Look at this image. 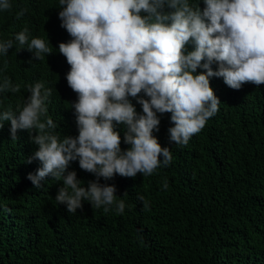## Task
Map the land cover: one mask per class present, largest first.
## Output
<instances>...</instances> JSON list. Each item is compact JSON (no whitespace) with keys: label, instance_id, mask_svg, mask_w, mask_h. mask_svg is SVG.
I'll list each match as a JSON object with an SVG mask.
<instances>
[{"label":"trees","instance_id":"1","mask_svg":"<svg viewBox=\"0 0 264 264\" xmlns=\"http://www.w3.org/2000/svg\"><path fill=\"white\" fill-rule=\"evenodd\" d=\"M10 3L11 10L0 11V40L27 28L29 41L43 38L53 52L37 60L27 48L17 51V43L0 55V81L8 77L21 89L0 94L2 110L23 105L30 95L27 86L43 82L52 89L48 115L57 124L56 134L71 136L78 97L67 84L70 65L59 52V43L72 39L61 26L59 0ZM190 3L204 7L203 0ZM21 10L24 15L17 19ZM194 47L190 42L185 52ZM209 80L221 101L219 111L187 145L169 142L171 114H157L159 130L153 135L173 155L167 167L150 176L99 178L116 186L117 199L126 205L122 214L114 205L105 212L87 201L82 210L67 212L55 200L62 181L46 177L36 188L27 178L41 166L36 159L28 162L38 149L31 139L36 131L17 130L12 140L0 130V264H264V84L234 90L222 77ZM128 99L142 114L137 100ZM116 130L128 149L126 127L116 125ZM68 170L84 187L97 179L78 160Z\"/></svg>","mask_w":264,"mask_h":264},{"label":"clouds","instance_id":"2","mask_svg":"<svg viewBox=\"0 0 264 264\" xmlns=\"http://www.w3.org/2000/svg\"><path fill=\"white\" fill-rule=\"evenodd\" d=\"M203 4L201 9L190 0H59L61 26L72 37L59 43V52L70 65L66 80L78 97L72 105L77 126L71 136L56 134L57 124L48 115L52 89L43 82L28 85L30 95L15 109L2 110L0 99L1 133L16 140L17 130L36 131L31 139L38 149L28 162L36 159L41 166L27 176L34 187L41 188L46 177L62 181L55 200L69 213L82 210L87 201L105 212L114 205L122 214L126 205L117 199L116 186L99 178L150 176L172 162L170 148L153 135L159 130L158 113L171 114L169 142L187 145L219 111L221 101L210 77H222L234 90L245 83L264 84V0ZM11 8L10 0H0V11ZM23 15L21 10L16 18ZM48 42L38 37L29 41L24 28L12 39L0 40V55L18 43L17 51L27 48L43 60L53 52ZM190 42L194 50L186 53ZM198 68L203 71L197 73ZM20 90L8 77L0 81V94ZM129 97L141 105L142 114ZM120 124L126 127L128 149L116 130ZM76 160L97 177L87 187L68 170ZM137 199L148 208L144 196Z\"/></svg>","mask_w":264,"mask_h":264}]
</instances>
